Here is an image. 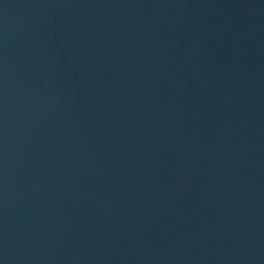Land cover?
Masks as SVG:
<instances>
[{
    "label": "water",
    "instance_id": "water-1",
    "mask_svg": "<svg viewBox=\"0 0 264 264\" xmlns=\"http://www.w3.org/2000/svg\"><path fill=\"white\" fill-rule=\"evenodd\" d=\"M0 264H264V0H0Z\"/></svg>",
    "mask_w": 264,
    "mask_h": 264
}]
</instances>
